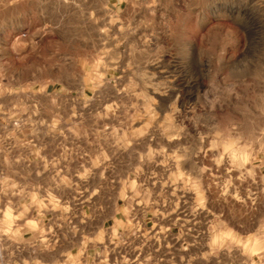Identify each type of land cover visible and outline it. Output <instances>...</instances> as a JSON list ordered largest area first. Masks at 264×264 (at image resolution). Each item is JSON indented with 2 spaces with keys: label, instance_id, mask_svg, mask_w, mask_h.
<instances>
[{
  "label": "rangeland",
  "instance_id": "obj_1",
  "mask_svg": "<svg viewBox=\"0 0 264 264\" xmlns=\"http://www.w3.org/2000/svg\"><path fill=\"white\" fill-rule=\"evenodd\" d=\"M107 6L0 0V102L59 157L28 212L97 263L244 264L264 248V0Z\"/></svg>",
  "mask_w": 264,
  "mask_h": 264
},
{
  "label": "crops",
  "instance_id": "obj_2",
  "mask_svg": "<svg viewBox=\"0 0 264 264\" xmlns=\"http://www.w3.org/2000/svg\"><path fill=\"white\" fill-rule=\"evenodd\" d=\"M130 2L108 0L107 11L125 15ZM13 111L11 103L0 102V264H104L93 261L97 252L91 241L86 242V236L78 239L70 226L68 230L55 226L60 219L58 215L45 213L37 205L28 212L30 188L43 189L45 175L59 174V157L56 152L45 149L44 119L22 118L26 124L37 126L39 133L30 141L12 134L11 129L6 130L17 120ZM261 154L256 168L264 178V149ZM58 184L52 182L53 187L50 186L54 188ZM29 223H36L37 229H31ZM237 248L226 246L220 251L227 254L228 264H238ZM241 259L244 264H264V248L255 257Z\"/></svg>",
  "mask_w": 264,
  "mask_h": 264
},
{
  "label": "built area",
  "instance_id": "obj_3",
  "mask_svg": "<svg viewBox=\"0 0 264 264\" xmlns=\"http://www.w3.org/2000/svg\"><path fill=\"white\" fill-rule=\"evenodd\" d=\"M20 37H26V34L23 33ZM11 124H12L11 126H14L16 128H20L21 126L25 125L26 123L22 119H17L15 121H12ZM8 127H10V126H7L6 130L8 129ZM4 132L8 133V131H4Z\"/></svg>",
  "mask_w": 264,
  "mask_h": 264
}]
</instances>
